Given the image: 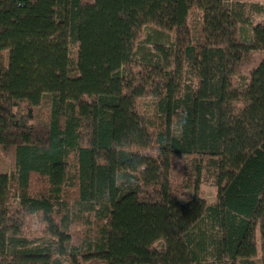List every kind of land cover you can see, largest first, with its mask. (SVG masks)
<instances>
[{"label": "trees", "instance_id": "obj_1", "mask_svg": "<svg viewBox=\"0 0 264 264\" xmlns=\"http://www.w3.org/2000/svg\"><path fill=\"white\" fill-rule=\"evenodd\" d=\"M146 25L173 42L125 73ZM141 99L161 124L142 123ZM0 152L12 164L0 172V264H80L69 189L95 219L84 264H253L264 237V24L247 42L224 0H0ZM181 157L210 171L214 203L197 185L180 199L171 172ZM34 177L45 186L36 194ZM33 215L49 245L25 236Z\"/></svg>", "mask_w": 264, "mask_h": 264}, {"label": "rangeland", "instance_id": "obj_2", "mask_svg": "<svg viewBox=\"0 0 264 264\" xmlns=\"http://www.w3.org/2000/svg\"><path fill=\"white\" fill-rule=\"evenodd\" d=\"M227 5L237 13L240 20V27L242 29V37L249 42L250 30L256 24H264V0H224ZM188 26L192 34L193 39L199 37V31L201 27L200 13L193 10L188 18ZM144 39L143 43L139 46L140 50L138 54L133 58L131 64L125 69V73L137 70V67L141 66L142 57L140 52H149L154 45L167 46L173 42L172 33L159 32L152 29L149 26H144ZM246 83V71L242 72L235 81L234 87L237 89L243 88ZM186 85H193L192 80L186 77ZM139 116L142 123L148 127L153 128L161 124V117L154 113L151 102L147 99H141L138 106ZM47 105L41 106L33 110V119L29 123L35 126H40V123L46 119ZM195 158L194 157H181L174 161L173 170L171 172V183L175 188L180 199L186 203L193 194L194 188L197 185V193L207 203L212 204L216 198L217 188L214 184L213 177L210 171L205 168L201 169L200 173L195 174ZM0 172L5 174H11L12 164L9 157L0 152ZM197 178V180H196ZM14 189V187L12 186ZM45 189L43 182L37 178H32L30 183V191L32 194L39 193ZM66 202L69 205L70 214L68 233L71 237V244L76 248V259L80 264H84L80 260V255L85 247V239L91 235V231L94 227V217L91 214L80 212L75 204L76 193L75 190L69 189L66 192ZM25 236L34 245H49L52 242V237L49 235L46 225L42 221L40 215H33L27 219L26 229L24 231ZM258 238L259 235H258ZM257 238L258 250L256 257L253 259V264H261L262 245H264V237L262 240ZM155 248L160 247V243L154 244ZM74 252V254H75ZM96 264V263H85ZM201 264H218L211 260H205Z\"/></svg>", "mask_w": 264, "mask_h": 264}]
</instances>
